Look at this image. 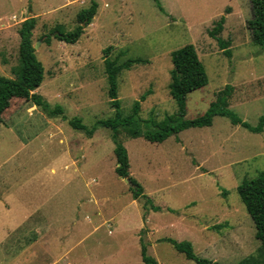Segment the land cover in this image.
I'll list each match as a JSON object with an SVG mask.
<instances>
[{
  "label": "rangeland",
  "instance_id": "obj_1",
  "mask_svg": "<svg viewBox=\"0 0 264 264\" xmlns=\"http://www.w3.org/2000/svg\"><path fill=\"white\" fill-rule=\"evenodd\" d=\"M160 1L166 13L154 0H0V76L14 78L21 24L35 18L32 42L45 70L35 92L51 109H63V115L50 117L39 107L31 110L30 100L13 99L3 114L4 124L22 142L38 137L27 155L15 140L7 141L10 131L0 125V177L8 183L12 203L10 211L0 207V264H21L23 251L37 239L24 236V230L36 221L25 223L26 228L5 241L2 237L6 226L25 220L27 208L38 207L43 218L36 211L32 215L42 218L46 230L56 228L43 238L45 248L55 250L42 252L34 264H50L58 257L62 264H144L143 247L159 264H197L176 251L171 238L190 242L198 258L213 264H238L258 255L261 243L237 188L264 171V131L252 133L221 116L209 127L184 130L162 143L131 138L120 130L130 177L166 215L153 213L154 228L145 223L138 229L144 223L142 210L132 201L131 185L115 172L112 131L100 127L90 136L68 122L79 118L91 129L97 121L115 116L104 66L107 48L111 59L126 52L119 63L128 58L145 61L118 76L123 115L149 91L137 115L139 127L156 131L178 121L179 107L169 93L171 53L193 44L209 83L189 94L186 119L203 115L231 85V111L251 126L259 124L264 116V45H255L247 30L249 0ZM93 2L96 16L80 40H58L56 28L74 31L80 25L78 14ZM223 15L227 18L220 37L230 41L231 57L208 35ZM44 117L54 130L59 127L57 137ZM60 159L63 171L55 178L49 170ZM139 199L143 209L145 198ZM168 206L176 212L168 213ZM108 219L111 225L104 223ZM195 225L203 232H196Z\"/></svg>",
  "mask_w": 264,
  "mask_h": 264
},
{
  "label": "trees",
  "instance_id": "obj_2",
  "mask_svg": "<svg viewBox=\"0 0 264 264\" xmlns=\"http://www.w3.org/2000/svg\"><path fill=\"white\" fill-rule=\"evenodd\" d=\"M158 7L163 11L159 0H154ZM251 8V17L246 22L247 30L250 32L252 42L255 45H264V0H249ZM97 12V3L93 2L88 9L82 10L78 14L80 25L69 33H63L59 27L56 30L59 34L56 38L68 44H75L84 34V28L88 26ZM230 13V8L226 9V14ZM36 26V20L33 17L27 18L22 22L19 30L20 46L18 52V65L13 68L14 78L0 76V123H3V114L10 108L13 99L30 100L31 103L43 111L50 117L61 116L62 107L51 109L49 103L39 96L35 91L42 85L44 81V66L37 58L32 42V32ZM225 26V15H223L213 29L209 32V36L215 39L218 46L222 49L226 57H231L230 41H225L220 37ZM50 36H47L49 39ZM111 48L105 49V74L109 84V96L111 105L115 109V116L107 120H99L96 124L88 129L82 124L81 119L73 118L69 120V124L78 131H83L87 135H93L100 127L108 128L112 131V139L114 142V154L116 156V174L123 179H129L133 199L145 198L147 203H151L150 198L144 194L142 186L130 177V159L128 151L119 139V131H124L129 137H142L146 141L152 143H162L172 135L196 127H209L213 124L216 116L227 117L233 125H240L252 133H262L264 131V116L259 120L257 126H251L243 121L238 115L229 108V99L232 96L233 86L226 85L212 102L209 109L194 119H186L187 101L190 93L206 87L209 83L206 69L199 58L197 50L193 44H187L174 50L171 53V62L173 65L170 71L169 93L178 104L180 118L176 122L160 128L156 131L142 130L138 125V117L141 110L142 102L146 99L150 92L148 91L141 96L140 100L135 101L132 106L131 113L124 116L121 111V102L118 97V76L124 70H130L136 64L144 63L141 58H128L119 63L120 57L126 54L121 52L117 58L111 59L109 52ZM63 115V114H62ZM66 119V116H63ZM238 195L244 204L248 214L250 215L255 229L256 239L260 241L261 248L256 256H251L238 264H264V171L260 172L257 177L252 180L243 182L237 188ZM156 211L159 208H154ZM169 242L180 252L185 253L188 259L194 260L197 264H213L212 261L198 258L190 242H177L169 239ZM144 264H158L157 261L147 255L146 248L142 251Z\"/></svg>",
  "mask_w": 264,
  "mask_h": 264
},
{
  "label": "crops",
  "instance_id": "obj_3",
  "mask_svg": "<svg viewBox=\"0 0 264 264\" xmlns=\"http://www.w3.org/2000/svg\"><path fill=\"white\" fill-rule=\"evenodd\" d=\"M160 4H161V7L163 9V13H166L164 7L162 6V3L161 1L159 0ZM229 14V13H228ZM96 16V15H95ZM94 16V18H95ZM226 15H225V21H226ZM225 27V26H224ZM209 35V33H208ZM210 37V36H209ZM213 39V38H212ZM36 93V92H35ZM31 110L33 111H38L36 110L37 109V106L35 105H32V107H30ZM29 110V109H28ZM30 111V110H29ZM38 113V112H37ZM30 114H34L36 115V112L32 113L30 112ZM33 117V116H32ZM45 126L48 128V130L50 131V133L54 134L55 137H57V134H58V126H56V130H54V126L52 127L51 126V122L49 121V118H45ZM3 124V125H2ZM1 126L5 127V129H8L10 132L8 134V137H7V141H16L17 142V146L19 149H21L22 151H25V153H27V155L29 154V152H31V150H29V146L30 144H32L34 142V140L38 137V134L35 135V137L31 138V137H28L26 138V140H24L23 142L18 138V136L14 133V130L13 128H11L9 125L7 124H4L3 123H0ZM53 125V124H52ZM49 126V127H48ZM235 126H240V125H235ZM44 130V129H43ZM59 138V137H58ZM32 154V152H31ZM13 156V154H12ZM31 156V155H29ZM68 161H72V164H74L76 161H74V159L71 160V158L68 159ZM64 164V163H63ZM61 163V159L59 160V163H57V165H51L50 167V170H49V173L55 178L56 176H58V174L61 176V172L63 171L62 170V165ZM66 166V165H65ZM64 166V167H65ZM123 179V178H121ZM127 182L129 179H126ZM247 181V180H245ZM244 181V182H245ZM8 183H5L4 180H1V177H0V207L3 211L7 212V211H10L12 210V203H11V196H9V186H7ZM42 187H43V184H41ZM131 185V184H130ZM146 195V194H145ZM148 196V195H147ZM149 197V196H148ZM150 198V197H149ZM139 200L140 199H133L132 201H134L135 204H137L138 207H140V209L143 211L144 209V213L141 211V216L144 220V223H142V225L140 226V228L138 229H141L143 226H145V223L149 225V227H151V229H153L154 227L151 225V221L153 220L152 217H153V213H158L160 214L161 218H166V215H164L163 213H161L162 211V206H157L152 198H150L151 200V205H149L150 203H145L143 204V209L142 207L140 206L139 204ZM146 201V199H145ZM154 208H159V210H155ZM169 208L168 209V213H173L176 212L175 210L171 209L169 206L167 207ZM231 211V209H227L224 211ZM36 211V213H39V215H42V218H43V213H42V208L38 207L36 209H29L27 208L25 210V215H24V219L20 224H17L16 226L15 225H12V226H6L5 229L7 230L6 231V235L3 238V241H5V239L10 236L12 234V232L18 230V229H23V228H26L27 222L31 221V220H35L36 223H33V225L31 226L30 225V228L28 229H25L24 231V236L28 237V236H31V237H34V238H37L33 243H31L27 248H25L26 250L23 251V256H22V261H21V264H34V263H38L39 261V258H40V254H42V252H46V251H49L48 249H52V250H55L54 246H51V248H45V245L46 243H44L43 241V238L46 236V235H50L51 233H54L55 231V227L54 225H50L48 227V229L46 230L45 226H44V222L42 220V218L39 216V218L36 216L37 214H33V212ZM151 212L150 214H147V212ZM163 214V215H162ZM166 214V213H165ZM113 219V218H112ZM112 219H108V220H105L104 223H109L111 225L110 222H108L109 220L112 221ZM90 222V221H89ZM108 224V225H109ZM117 225V224H115ZM196 226V232H203V228H200L198 225H195ZM100 227V226H98ZM96 227V229L98 228ZM199 227V228H198ZM136 229V231L138 230ZM109 232L111 233V230H109ZM138 232V231H137ZM256 237V236H255ZM62 238L64 237H61L59 242L62 241ZM171 240H175V239H172ZM2 241V242H3ZM176 241V240H175ZM178 242V241H177ZM192 245V244H191ZM48 247V246H47ZM174 247V246H173ZM175 248V247H174ZM176 249V248H175ZM51 250V251H52ZM176 251H178L176 249ZM194 251V250H193ZM180 252V251H178ZM196 255V254H195ZM152 257V256H150ZM59 258H62V257H58L57 260H54L52 261L50 264H62V260L59 259ZM153 258V257H152ZM248 258V257H247ZM63 259V258H62ZM156 261L157 259L154 258ZM246 259V258H245ZM208 260V259H207ZM194 261V260H192ZM213 262V261H212ZM158 263V261H157ZM214 263V262H213ZM67 264H72V262L70 263H67ZM159 264V263H158Z\"/></svg>",
  "mask_w": 264,
  "mask_h": 264
},
{
  "label": "water",
  "instance_id": "obj_4",
  "mask_svg": "<svg viewBox=\"0 0 264 264\" xmlns=\"http://www.w3.org/2000/svg\"><path fill=\"white\" fill-rule=\"evenodd\" d=\"M34 49L36 50L37 49V46H35ZM128 183L130 184V181L129 180H128Z\"/></svg>",
  "mask_w": 264,
  "mask_h": 264
}]
</instances>
